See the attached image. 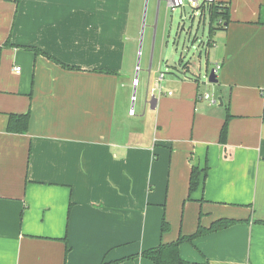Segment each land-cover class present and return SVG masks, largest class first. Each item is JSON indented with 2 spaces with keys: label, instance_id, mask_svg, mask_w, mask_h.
Listing matches in <instances>:
<instances>
[{
  "label": "crops",
  "instance_id": "0c3cea01",
  "mask_svg": "<svg viewBox=\"0 0 264 264\" xmlns=\"http://www.w3.org/2000/svg\"><path fill=\"white\" fill-rule=\"evenodd\" d=\"M132 1L0 0V264H154L144 252L221 219L238 223L181 244L182 259L264 264V0H216L230 7L208 54L218 84L170 69L140 116ZM29 110L28 132L8 133Z\"/></svg>",
  "mask_w": 264,
  "mask_h": 264
},
{
  "label": "rangeland",
  "instance_id": "374dc122",
  "mask_svg": "<svg viewBox=\"0 0 264 264\" xmlns=\"http://www.w3.org/2000/svg\"><path fill=\"white\" fill-rule=\"evenodd\" d=\"M166 1H132L130 36L133 39L129 41V68L126 73L130 75L127 87V113L131 109L137 116L141 115L142 97L146 94L150 98L154 96L152 83L159 79L160 75H171L169 70L179 67L180 59L183 58V64L189 63L191 72L194 76L201 77L204 84L207 83L206 73L215 68L208 60L212 48L208 47L210 40L208 18L204 22L200 21L199 17L192 19L194 11L189 4L172 11ZM182 27L185 30H182ZM161 56L168 61V65L164 63L161 70L157 71ZM149 75L151 81L148 87ZM135 79L139 81L138 86L133 85ZM161 90L166 94L174 92L165 87ZM202 90L204 94L216 95L211 85H203Z\"/></svg>",
  "mask_w": 264,
  "mask_h": 264
},
{
  "label": "trees",
  "instance_id": "16d2710c",
  "mask_svg": "<svg viewBox=\"0 0 264 264\" xmlns=\"http://www.w3.org/2000/svg\"><path fill=\"white\" fill-rule=\"evenodd\" d=\"M16 3H19V0H15ZM201 20L204 22L207 18L209 21V43L208 47H212L213 45V37L218 35L219 33L226 32L227 27L230 23V7L226 3L215 2L210 3L207 8H201ZM34 49V48H28ZM36 52H39L36 50ZM180 66L188 71V63L183 64V58L180 59ZM65 68H73L66 65H63ZM112 74H117L115 71H108ZM264 116V114H263ZM31 119V110L27 113L23 114H15L12 113L8 118L7 132L12 134H26L29 129V123ZM227 133V124H225L221 130V138L222 141L225 139V135ZM199 171L197 169H193L191 180H190V193H193L199 186ZM238 221L235 220H227L221 219L216 221L209 229H205L199 227L197 232L192 236H181L176 242L170 244L160 245L159 247L146 251L143 253V257L152 261L154 264H196L189 263L182 259L180 255V246L185 242H191L196 238L204 236L206 234L217 232L220 230H224L229 228ZM264 224V221L262 222ZM169 229L167 223L163 224L162 231L165 232Z\"/></svg>",
  "mask_w": 264,
  "mask_h": 264
},
{
  "label": "built area",
  "instance_id": "2783aa9c",
  "mask_svg": "<svg viewBox=\"0 0 264 264\" xmlns=\"http://www.w3.org/2000/svg\"><path fill=\"white\" fill-rule=\"evenodd\" d=\"M215 2V0H167L168 3V7L169 9H171L172 11H174L177 8H184L186 6V4H189L193 11H194V15L192 16V19H195V17H199L200 21H201V8L204 7L207 8L208 5L210 3ZM220 69V66L218 65L214 71L217 74L218 70ZM17 72H20V68L16 69ZM164 77V75H162V78ZM207 82H208V76H207ZM134 86H138L139 85V81L138 80H134ZM205 98H209V95L207 94L205 96ZM135 100V97H134ZM131 115H134V110L130 111Z\"/></svg>",
  "mask_w": 264,
  "mask_h": 264
},
{
  "label": "water",
  "instance_id": "95a60500",
  "mask_svg": "<svg viewBox=\"0 0 264 264\" xmlns=\"http://www.w3.org/2000/svg\"><path fill=\"white\" fill-rule=\"evenodd\" d=\"M182 30H185L184 27H182ZM208 82L212 85L218 84V76L215 73L214 70H212L208 75Z\"/></svg>",
  "mask_w": 264,
  "mask_h": 264
}]
</instances>
